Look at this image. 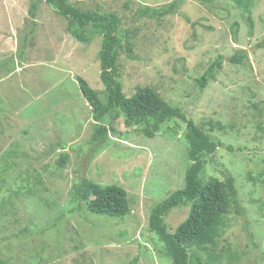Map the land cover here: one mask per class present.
Wrapping results in <instances>:
<instances>
[{
  "label": "rangeland",
  "instance_id": "obj_1",
  "mask_svg": "<svg viewBox=\"0 0 264 264\" xmlns=\"http://www.w3.org/2000/svg\"><path fill=\"white\" fill-rule=\"evenodd\" d=\"M33 1L0 0V254L9 264H131L136 258L134 264H172L149 215L185 184L186 123L171 119L147 137L122 116L93 152L92 108L77 78L106 101L98 58L103 37L89 32L79 42L66 18L43 1L37 0L33 20ZM69 1L115 11L123 28L136 33L133 58L121 53L118 61L127 96L152 86L222 143L206 175L233 174L244 212L228 216L214 264H264V0H254L253 28L232 0H183L160 21L137 18L136 11L174 0ZM238 49L247 57L230 62ZM218 55L224 61L217 78L201 90L195 80ZM63 152L69 159L59 168ZM83 177L124 188L130 213L103 217L88 212L85 202L78 207L72 187ZM188 211L170 212V231Z\"/></svg>",
  "mask_w": 264,
  "mask_h": 264
},
{
  "label": "trees",
  "instance_id": "obj_2",
  "mask_svg": "<svg viewBox=\"0 0 264 264\" xmlns=\"http://www.w3.org/2000/svg\"><path fill=\"white\" fill-rule=\"evenodd\" d=\"M54 7L67 20L69 33L79 42H86L90 33L102 35V47L99 51L101 65L100 77L105 86L106 101L99 92L93 89L81 76L77 78L82 95L92 108L94 132L90 139L92 151L103 145L111 131L116 132L113 121L124 117L126 125H134L147 137H154L162 130V125L169 120L179 118L186 123L185 138L188 144L187 159L189 161L184 177V186L172 192L166 199L157 203L149 215V225L153 233L163 243L165 253L172 264H214L221 257L213 253L218 238L223 234L228 216L233 209L244 212L239 198L236 178L233 174L225 177L206 175V166L210 158L217 152L222 143L213 134L200 127L193 119L188 118L179 106L166 100L152 86H137L133 95L127 96L122 87L119 73V57L121 53L131 54L132 40L136 33L123 28V17L115 11H100L98 8L79 6L69 0H38ZM183 0H174L160 7L142 5L137 9V18L147 17L162 20L167 15L178 12ZM213 2L214 0H201ZM244 19L253 28L252 8L254 0H232ZM37 0L30 5L32 19L38 7ZM34 20V19H33ZM236 27V28H235ZM239 23H233L234 37L237 40ZM33 29L24 33L27 42ZM23 54L21 49L20 56ZM247 57L245 49H238L229 57L232 63H242ZM224 61L223 55L208 66L206 71L196 78V83L203 90L210 80H216ZM220 128L221 123H217ZM213 126V125H212ZM231 151L233 147L229 146ZM12 151H9L11 154ZM94 152V151H93ZM8 155L7 153L4 156ZM69 154L63 152L57 160L59 168H64ZM264 182V180H262ZM72 199L78 207L85 206L91 214L103 217L124 218L130 211L127 191L117 184H100L83 177L73 184ZM189 207L187 218L170 231L166 221L173 209ZM203 255L206 258L203 259ZM134 262L131 264L136 263ZM0 264L9 262L0 254Z\"/></svg>",
  "mask_w": 264,
  "mask_h": 264
}]
</instances>
